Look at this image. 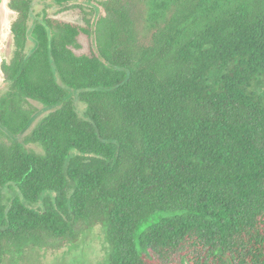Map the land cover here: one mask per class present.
<instances>
[{"label": "trees", "instance_id": "obj_1", "mask_svg": "<svg viewBox=\"0 0 264 264\" xmlns=\"http://www.w3.org/2000/svg\"><path fill=\"white\" fill-rule=\"evenodd\" d=\"M100 7L82 26L8 2L0 264L98 224L103 264H264V0Z\"/></svg>", "mask_w": 264, "mask_h": 264}, {"label": "rangeland", "instance_id": "obj_2", "mask_svg": "<svg viewBox=\"0 0 264 264\" xmlns=\"http://www.w3.org/2000/svg\"><path fill=\"white\" fill-rule=\"evenodd\" d=\"M105 0H87L83 3L73 2L63 11L54 8L48 0H32L36 14L47 13L57 19L66 22H72L79 25H85L86 22L94 21L103 15L100 2ZM9 0H0V66L2 62L8 63L14 50L10 34L11 20L15 14L8 8ZM10 41V44H8ZM90 43V41H89ZM87 39L82 36L79 40L81 46L77 53L88 51L89 45ZM4 77L0 69V93L4 92ZM75 111L79 118H82L83 103L73 102ZM38 109V105H35ZM41 115V113H39ZM27 149L41 153L39 146L29 145ZM20 198L16 188L2 189V203L8 204L11 199ZM109 252L106 228L103 225H93L86 229L80 238L71 244L65 245L59 251H47L32 244H27L16 250L13 254L8 253L3 264H103Z\"/></svg>", "mask_w": 264, "mask_h": 264}]
</instances>
